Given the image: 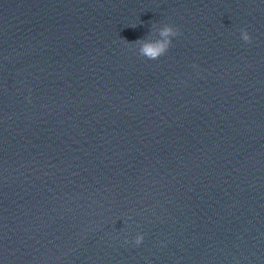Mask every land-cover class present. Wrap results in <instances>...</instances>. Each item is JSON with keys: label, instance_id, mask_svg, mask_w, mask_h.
I'll list each match as a JSON object with an SVG mask.
<instances>
[{"label": "water", "instance_id": "obj_1", "mask_svg": "<svg viewBox=\"0 0 264 264\" xmlns=\"http://www.w3.org/2000/svg\"><path fill=\"white\" fill-rule=\"evenodd\" d=\"M0 264H264V0H0Z\"/></svg>", "mask_w": 264, "mask_h": 264}, {"label": "clouds", "instance_id": "obj_2", "mask_svg": "<svg viewBox=\"0 0 264 264\" xmlns=\"http://www.w3.org/2000/svg\"><path fill=\"white\" fill-rule=\"evenodd\" d=\"M136 27V25L132 26ZM180 30L170 23H153L150 31L132 43L138 54L148 60H158L172 47L174 38L180 35ZM240 37L245 42H251L252 37L247 29H241ZM144 241V234L138 233L133 243L137 246ZM126 243L128 241H125Z\"/></svg>", "mask_w": 264, "mask_h": 264}]
</instances>
